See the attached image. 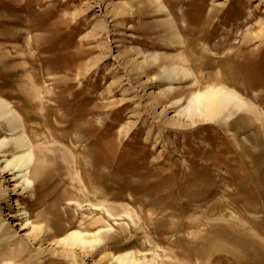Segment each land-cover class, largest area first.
<instances>
[{
    "label": "rangeland",
    "instance_id": "1",
    "mask_svg": "<svg viewBox=\"0 0 264 264\" xmlns=\"http://www.w3.org/2000/svg\"><path fill=\"white\" fill-rule=\"evenodd\" d=\"M217 84L246 109L182 112ZM0 97L35 156H0V264H264V0H0Z\"/></svg>",
    "mask_w": 264,
    "mask_h": 264
},
{
    "label": "bare ground",
    "instance_id": "2",
    "mask_svg": "<svg viewBox=\"0 0 264 264\" xmlns=\"http://www.w3.org/2000/svg\"><path fill=\"white\" fill-rule=\"evenodd\" d=\"M151 1L155 2L157 0ZM160 10H162V8H160ZM171 35L174 36L175 34L172 33ZM155 59L157 60V58ZM169 59H173V57H169ZM165 72H167L172 78L179 75L183 77L191 75L188 69L184 68L181 65L176 66L174 64H171V67L168 68ZM195 82L196 81H194V83ZM238 96L239 95L235 94L233 90H229L222 85H208V87H206L204 90L193 93L188 101L187 106L182 110V112L186 111L191 116L197 114L196 112H198L197 115H201L204 118H209L207 116L212 115L225 114L224 117L230 119V117H232L234 114L241 111L242 109H246L247 107V103L240 99ZM0 121L3 125H5V130L9 135V137L4 136L0 138V156L2 158V163L4 164L2 170L5 171L7 169V171H12L9 174H11V177L15 180L16 184L20 183V187L22 186L23 189H27L28 187L30 188L32 187L33 182L30 179L29 173L31 166H34L33 164L35 160L32 143L25 132V127L20 115L11 106L9 101L1 97ZM7 191L8 189L6 187L2 188V190L0 191V195H2L0 197V201L2 204H4L3 207H1V209L3 210H9V195ZM106 212L108 213V215H111L109 210L106 209ZM19 215L21 216L20 219L23 220L25 224H28V211L26 209H22L20 210ZM20 226H22V224H20ZM22 229L23 228H21L20 232L22 231ZM91 238L92 239H87L85 238L84 233L79 230L73 229L65 236L60 237L55 243L62 244L67 248L65 250L67 252V254H65L66 256L75 254L76 257L77 247L80 246L83 248L85 245L93 246V244H96L98 241H100L98 240V235L93 234ZM62 245L60 246L63 247ZM105 256L107 257V255ZM108 257L111 260L113 259L117 261V264H152L153 262L152 260L147 259L145 255H143L141 258H137L135 252L133 253L129 251L117 255L110 254ZM44 261L42 260V262ZM2 264L14 263L7 260H2Z\"/></svg>",
    "mask_w": 264,
    "mask_h": 264
}]
</instances>
